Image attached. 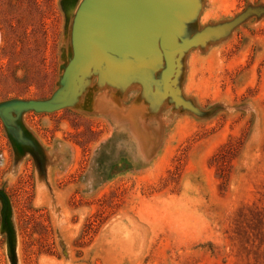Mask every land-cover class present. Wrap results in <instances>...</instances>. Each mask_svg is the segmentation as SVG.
Here are the masks:
<instances>
[{"label": "rangeland", "instance_id": "obj_1", "mask_svg": "<svg viewBox=\"0 0 264 264\" xmlns=\"http://www.w3.org/2000/svg\"><path fill=\"white\" fill-rule=\"evenodd\" d=\"M82 1L0 0V103L61 87ZM208 28L178 99L164 58L110 60L0 116V264H264V0H198L182 38Z\"/></svg>", "mask_w": 264, "mask_h": 264}, {"label": "water", "instance_id": "obj_2", "mask_svg": "<svg viewBox=\"0 0 264 264\" xmlns=\"http://www.w3.org/2000/svg\"><path fill=\"white\" fill-rule=\"evenodd\" d=\"M197 6L198 0H83L73 23V57L64 71L61 87L48 100L1 102L0 116L13 129L7 124L12 113L53 111L72 104L86 75L110 60L123 63L160 58L163 63L164 58L162 90L178 99L172 83L178 65L177 54L213 33L208 28L192 39L182 38L186 22ZM0 196L7 213V196L2 191Z\"/></svg>", "mask_w": 264, "mask_h": 264}, {"label": "trees", "instance_id": "obj_3", "mask_svg": "<svg viewBox=\"0 0 264 264\" xmlns=\"http://www.w3.org/2000/svg\"><path fill=\"white\" fill-rule=\"evenodd\" d=\"M231 146V142L229 141L228 143H226V144H224L221 148H220V150L217 152V154L216 155H214V157H213V160L215 161V162H217V155H219L223 150H225V149H229V147ZM230 148H232L231 149V153H229V155H227L226 157H223V159L219 162V167L220 166H223V161H228L229 160V157L231 156V154H234L233 152L236 150V145L234 146V147H230ZM222 167H220V169H221ZM223 175H224V172L222 173Z\"/></svg>", "mask_w": 264, "mask_h": 264}, {"label": "bare ground", "instance_id": "obj_4", "mask_svg": "<svg viewBox=\"0 0 264 264\" xmlns=\"http://www.w3.org/2000/svg\"><path fill=\"white\" fill-rule=\"evenodd\" d=\"M153 61V60H152ZM141 62V61H140ZM138 63H139V61H138ZM145 65V64H144ZM137 70V69H136Z\"/></svg>", "mask_w": 264, "mask_h": 264}]
</instances>
